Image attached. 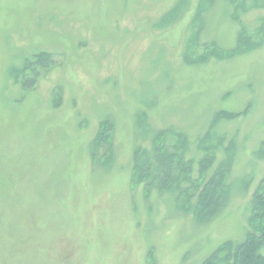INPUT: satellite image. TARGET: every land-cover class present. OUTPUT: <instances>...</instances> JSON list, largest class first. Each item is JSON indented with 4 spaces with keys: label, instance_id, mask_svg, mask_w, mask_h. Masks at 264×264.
<instances>
[{
    "label": "rangeland",
    "instance_id": "1",
    "mask_svg": "<svg viewBox=\"0 0 264 264\" xmlns=\"http://www.w3.org/2000/svg\"><path fill=\"white\" fill-rule=\"evenodd\" d=\"M231 3L0 0V264H200L244 239L264 178V0ZM243 30L251 49L200 59ZM221 111L239 116L213 124ZM163 128L188 136L195 170L208 130L210 172L232 154L212 221L132 185L135 147Z\"/></svg>",
    "mask_w": 264,
    "mask_h": 264
},
{
    "label": "trees",
    "instance_id": "2",
    "mask_svg": "<svg viewBox=\"0 0 264 264\" xmlns=\"http://www.w3.org/2000/svg\"><path fill=\"white\" fill-rule=\"evenodd\" d=\"M238 1L240 0H228L231 4ZM258 1L260 0H253L255 3ZM253 44L243 30L238 33L233 50H220L212 44L205 47L200 59L202 61L208 60L209 57L225 59L251 49ZM237 116L239 114L235 112L221 111L215 115L213 124L221 118L233 119ZM143 125L145 126V123ZM112 132V124L103 121L95 135L96 142H105V146L109 145L105 151L107 160L113 158L110 148ZM149 133L150 146L148 148L137 146L132 154L133 165L130 174L132 185L143 184V192L147 197L157 189L172 194L178 208L185 214L190 213L195 222L207 223L216 218L229 200L230 187L227 179L232 154L227 153V156L210 172L215 162V148L206 144L211 133L208 130L198 142L199 149L203 150L204 154L196 161L195 170L194 160L186 157L189 139L184 132L163 128L152 129ZM257 155L259 157L264 155V139L262 147L257 150ZM248 224L251 230L245 234L242 241L226 240L200 264H264V256L260 252L261 249L264 250V178L253 193Z\"/></svg>",
    "mask_w": 264,
    "mask_h": 264
}]
</instances>
